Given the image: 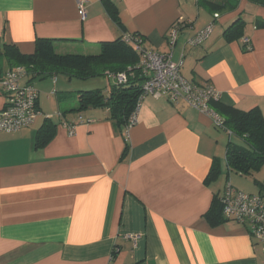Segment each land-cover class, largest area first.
Here are the masks:
<instances>
[{
    "label": "crops",
    "instance_id": "1",
    "mask_svg": "<svg viewBox=\"0 0 264 264\" xmlns=\"http://www.w3.org/2000/svg\"><path fill=\"white\" fill-rule=\"evenodd\" d=\"M85 1L82 20L78 0H0L1 45L32 54L37 38H49L59 52L97 53L104 41L140 34L145 46L168 53L170 30L182 19L173 60L184 77L213 85L223 104L264 116L263 5L228 0L233 6L215 18L202 0H110L120 25L105 0ZM238 16L252 49L224 34ZM210 22L209 37L190 45ZM0 69H8L2 58ZM74 78L35 79L40 114L19 131H0V264H262L246 226L208 217L232 182L226 152L234 135L183 101L151 94L127 130L107 108L79 110L77 96L70 100L81 88ZM4 101L0 91V110ZM46 119L54 136L38 147ZM66 123L76 124L74 134ZM215 161L220 173L210 181ZM232 178L247 193L264 191V165Z\"/></svg>",
    "mask_w": 264,
    "mask_h": 264
},
{
    "label": "trees",
    "instance_id": "2",
    "mask_svg": "<svg viewBox=\"0 0 264 264\" xmlns=\"http://www.w3.org/2000/svg\"><path fill=\"white\" fill-rule=\"evenodd\" d=\"M202 1H205L214 17L216 13L219 14L220 11L233 6L228 0ZM249 1L264 6V0ZM105 4L111 17L122 25L118 17L117 7L110 0H105ZM186 25L187 22L185 21L183 27ZM245 26L246 21L238 16L225 29L224 34L230 40L243 38ZM132 36L139 39L143 44L145 43V38L140 34H133ZM1 58L5 60L8 68L24 66L29 72V80L33 83L35 79H44L56 76L59 73L87 79L108 72L127 71V82H116L109 86L107 92L101 89L77 91L79 110L90 107L107 108L109 117L119 127L126 126L129 122L142 95L143 77L141 71L137 68L140 54L136 47L127 42L124 37L102 42L97 53L59 52L55 40L49 38H37L36 49L32 54L22 53L14 44L4 43L1 45L0 43ZM129 67H131V70H128ZM210 104L224 120L225 128L222 129L242 141V144H238L230 140L227 146L226 163L228 171L246 176L252 175L264 165V116L262 112L257 107L249 111H243L234 106L221 103L220 99L213 100ZM54 132L55 125L52 121L46 119L37 132L36 146L46 145L54 136ZM219 173L220 167L215 161L207 179L212 181L218 177ZM258 184L260 183L258 182ZM262 187L264 189L263 184ZM259 193L264 194V191ZM208 217L213 223L230 221L223 215V206L219 196L214 198Z\"/></svg>",
    "mask_w": 264,
    "mask_h": 264
},
{
    "label": "built area",
    "instance_id": "3",
    "mask_svg": "<svg viewBox=\"0 0 264 264\" xmlns=\"http://www.w3.org/2000/svg\"><path fill=\"white\" fill-rule=\"evenodd\" d=\"M79 13L82 20L88 16L85 0H78ZM219 14H215L218 18ZM185 20H178L170 30L169 41L171 51L168 53L157 52L148 48L139 39L132 35L124 36V39L133 44L140 54L137 68L143 77L142 95L136 110L126 124L127 130L135 124L136 115L145 95L165 96L170 102L183 101L190 107L208 114L215 126L225 128L222 116L211 106V101L220 99V92L211 84H199L190 81L181 73V63L173 60V49ZM214 22H210L203 30L189 38L188 43L196 46L202 44L214 29ZM242 41L248 49H252L248 37ZM131 70V67L128 68ZM117 83H126L127 71L110 73ZM29 72L24 66L8 68L0 74V91L5 96V101L0 110V131L16 132L30 126L40 114L38 106L39 91L31 82ZM79 121L83 117L79 116ZM70 134H74V123H66ZM223 206V215L230 220L236 221L249 230V234L256 244L261 246L264 255V194H248L236 189L231 182L226 183L225 189L220 196ZM133 239L136 236H130ZM264 264V260L262 262Z\"/></svg>",
    "mask_w": 264,
    "mask_h": 264
},
{
    "label": "rangeland",
    "instance_id": "4",
    "mask_svg": "<svg viewBox=\"0 0 264 264\" xmlns=\"http://www.w3.org/2000/svg\"><path fill=\"white\" fill-rule=\"evenodd\" d=\"M6 70H7V69H6ZM58 75H60V76H65V75H63L62 73H59ZM109 77H110V82H111L110 85L115 84V83H116V79L113 77V75H109ZM43 80H45V79H43ZM39 81H42V80H38L37 82H39ZM74 82H75V84L79 85V86H77V87H81V88H74V89L84 90L83 88H84V87L86 88V85H88L87 87H92L91 89L96 88V89H101V90H103V91H106V89L109 88V79H108L105 75H100V76H96V77H90V78H87V79L74 78ZM89 89H90V88H89ZM89 89H85V90H89ZM77 91H79V90H74V91L72 92L73 97L70 98V100L75 99V97L77 96ZM238 141H239V138H237V137L235 136V137H234V142L237 143ZM237 174H239V173L233 172V173H231V176L233 177V176H235V175H237ZM232 177H231V181H232L231 183L233 184V186H234L236 189L240 190V191L246 192V191L244 190L246 187H241L240 185H238V184L236 183V181H238V180H237V179L234 180V178H232ZM244 178L246 179L247 177H244ZM242 179H243V178H242ZM251 180H252V179H251ZM242 181L244 182L245 180L243 179ZM228 182H230V180L227 181L226 183H228ZM245 182H246V181H245ZM247 182H248V184H249L250 186H253V185H254V181H253V180H252V181H248V180H247Z\"/></svg>",
    "mask_w": 264,
    "mask_h": 264
}]
</instances>
